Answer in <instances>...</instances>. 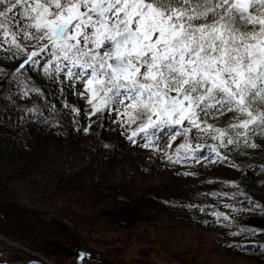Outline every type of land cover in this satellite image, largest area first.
Returning a JSON list of instances; mask_svg holds the SVG:
<instances>
[{
    "label": "snow or ice",
    "instance_id": "obj_1",
    "mask_svg": "<svg viewBox=\"0 0 264 264\" xmlns=\"http://www.w3.org/2000/svg\"><path fill=\"white\" fill-rule=\"evenodd\" d=\"M45 85L54 90L46 93ZM0 89V100L52 127L55 120H40L39 105L20 106L16 98L35 94L58 115L49 97H60L74 131L119 130L166 166L187 169L177 176L198 178L196 165H217L240 171L241 181L245 168L264 177V164L237 162L251 159L249 150L264 151V0H0ZM68 92L83 109L68 103ZM3 114L11 119L8 106ZM219 183L236 190L197 192L193 200L226 198L230 212L172 206L212 216L202 222L224 229L227 247L244 250L264 229L241 226L237 216H264V204L240 182ZM259 248L264 255V243ZM85 258L80 251L79 261Z\"/></svg>",
    "mask_w": 264,
    "mask_h": 264
},
{
    "label": "trees",
    "instance_id": "obj_2",
    "mask_svg": "<svg viewBox=\"0 0 264 264\" xmlns=\"http://www.w3.org/2000/svg\"><path fill=\"white\" fill-rule=\"evenodd\" d=\"M39 98L36 99L37 101H21L16 98V103L26 107H33L37 103L42 109L40 120L42 121L44 117H47L50 122L55 120L57 127H52L50 123L38 122L35 114L33 117H26L24 123L19 124L16 120L17 115L25 113L17 112L11 107L9 101L0 100V139L6 143L0 149V236L21 243L36 253L60 263L69 261L73 257L76 262L80 251L89 253L90 259L99 258L113 263L112 259L106 255L82 247L83 241L79 230L82 229L86 233L84 229H90V225L94 227L95 224L87 222L86 225H80L79 220L85 211L81 210L80 214L73 209V204L78 202L75 193L81 196L82 193L89 194L92 202L91 207H88L90 210L95 208L98 198L102 201L107 198L105 207L96 210L94 215L104 217L109 226L126 230L134 229L137 224L151 225L155 211H169L175 207L172 205L177 201L197 204L213 202L210 196L201 200L190 199L189 196L172 190L164 182L147 184L141 181L138 185L133 179L108 180L103 177L94 180L86 179L84 189L79 190L80 186L83 187L79 178H83V170L73 175L62 173L57 180H48L47 175L38 173L41 168L40 161L50 143L62 136L68 137L74 126L60 109L58 115L50 114ZM4 106H8L11 119L3 114ZM92 132L93 134L88 136L95 146V159L104 167H110L118 162L125 165L124 167L127 166L126 168L134 166L145 169L157 162V157L154 159L151 154L147 156L133 153V157L123 159L124 157L119 153L120 139L115 134L98 129L96 125H93ZM96 133H99V136ZM104 143L109 144L110 147L105 148ZM249 151L251 159L240 157L237 162L243 161L245 165L264 164V151L259 149ZM150 156L153 158L149 159ZM236 172L237 182H240L254 199L264 204V186L259 183L264 177L245 168L247 179L241 181V172L238 170ZM205 189L207 191H202L210 192L208 188ZM235 190L232 189V191ZM225 200L226 198L222 199L224 202ZM72 201H74L73 204ZM228 202L236 204L235 201ZM163 212L161 214H164ZM237 220L241 226L264 229L262 215L243 213L237 216ZM257 241L264 243V233H258L255 240L249 242L253 244V247H246L242 252L247 258L264 262V255L260 254L261 249ZM90 259L85 258L86 261Z\"/></svg>",
    "mask_w": 264,
    "mask_h": 264
},
{
    "label": "rangeland",
    "instance_id": "obj_3",
    "mask_svg": "<svg viewBox=\"0 0 264 264\" xmlns=\"http://www.w3.org/2000/svg\"><path fill=\"white\" fill-rule=\"evenodd\" d=\"M53 90V88L45 85L46 93ZM36 99H38V96L32 94L30 100H20L35 101ZM39 99L44 102L41 98ZM61 99L60 97L55 99L51 96L49 97V100L55 103L57 109L65 113L73 125V113L63 107ZM67 101L70 105L81 109L84 107L83 100L73 96L71 92L67 93ZM23 115L24 121L26 117L34 116V114L27 113ZM18 116L20 115H17V123L23 124L24 121H20ZM92 119L94 120L95 117H92ZM79 120L82 125L87 123L83 113H81ZM105 126L107 129V123ZM110 132L120 139L119 153L124 157L123 159L133 157V153L147 156L151 154L154 159L156 158L150 150L130 144L119 134V130ZM69 133V136H66L67 138L62 136L60 139L50 143L44 157L40 161L41 168H39L40 171L38 173L47 175L48 180H57V177L62 173L73 175V173L83 170L82 177L84 179L79 177L80 184H83V187L80 186L79 190L84 189L86 179L94 180L99 177L108 180L133 179L138 185H140L141 181H145L147 184L164 182L172 190L193 199L195 193L203 192L202 190L207 191L205 188H208L210 192H232V187H222L219 181H237L236 169L217 165H209L208 167L196 165L191 170L199 172L198 178L177 176L175 174L177 171L187 169L182 168L180 165L175 167L166 166V162H162L158 158L156 163H152L151 166L145 169L134 166L126 168L127 166L124 167L125 165L118 162L110 167H104L95 159V146L88 135L83 132L78 133L74 131V128H71ZM5 145L4 140L0 139V149ZM174 147L175 143L173 144ZM207 179H212L216 182L212 184L201 183V181ZM74 195H77L78 202L74 205L75 200L72 201L73 209L78 213L80 212V214L81 210L85 211L79 220L81 221L80 225H86L85 223L87 222L95 224L94 227L90 225V229H84L86 233L82 229L79 230L80 232L78 231L83 241L82 247L102 253L111 258L113 262L110 263L107 260L93 258L89 261L85 260L83 264H99V262L107 264H264V262L247 258L242 250L227 247L226 244L232 238L226 236L224 234L225 230L218 225L206 226L202 221H211L213 217L202 214L199 211H188L179 207L171 208L166 212L162 211L164 214L155 211L154 221L151 222V225H147V223L137 224L134 229L126 230L109 226L108 221L104 217L94 215L96 210L98 211L101 207H105L107 198L103 201L98 198V203L94 205L95 208L90 210L88 207H91L90 204L92 202L89 194L82 193L81 196L75 193ZM212 199L213 202L209 205H217L219 210L223 212L231 211L223 207V198H221L219 203L215 198L212 197ZM234 206L243 207L244 205L234 204ZM212 210L211 208L208 209L209 212ZM246 247H253V244L247 243ZM0 249L7 251L4 255L6 260L20 261L22 257H25L34 258L48 264H77L73 259L74 257L63 263L53 261L49 257L38 254L33 249H29L27 246L6 239L3 236H0Z\"/></svg>",
    "mask_w": 264,
    "mask_h": 264
},
{
    "label": "water",
    "instance_id": "obj_4",
    "mask_svg": "<svg viewBox=\"0 0 264 264\" xmlns=\"http://www.w3.org/2000/svg\"><path fill=\"white\" fill-rule=\"evenodd\" d=\"M26 261H32V262H35V264H48V263H45L43 261L36 260L33 258H27ZM26 261H22V262H18V263L0 262V264H25ZM77 264H83V262H80L79 258H78ZM99 264H107V263L99 262Z\"/></svg>",
    "mask_w": 264,
    "mask_h": 264
},
{
    "label": "flooded vegetation",
    "instance_id": "obj_5",
    "mask_svg": "<svg viewBox=\"0 0 264 264\" xmlns=\"http://www.w3.org/2000/svg\"><path fill=\"white\" fill-rule=\"evenodd\" d=\"M6 252H7L6 250L0 249V262L18 263V262L26 261V259H27L25 257H22V260H20V261L19 260H13V259L6 260V259H4V255H5Z\"/></svg>",
    "mask_w": 264,
    "mask_h": 264
}]
</instances>
